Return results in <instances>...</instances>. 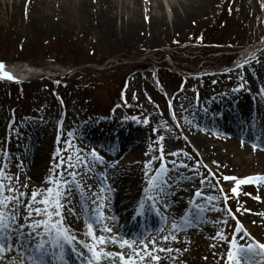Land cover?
Here are the masks:
<instances>
[{
	"label": "rangeland",
	"instance_id": "374dc122",
	"mask_svg": "<svg viewBox=\"0 0 264 264\" xmlns=\"http://www.w3.org/2000/svg\"><path fill=\"white\" fill-rule=\"evenodd\" d=\"M113 1L109 16L98 0H0V60L6 63L0 76V173L6 188L10 183L24 193L17 226L26 224L27 205L32 204L42 215L33 214L27 223L48 219L45 207L53 222L62 217V230L79 224L84 235L91 223L96 236L116 238L117 243L104 248L123 253L125 260L131 257L129 264H233L228 259L229 251H235L233 238L237 247L241 242L264 244V171L256 159L264 146L238 132L245 125L252 132L258 127L257 134L264 132V0ZM205 32L214 43L231 42L234 47L225 46L235 49L231 54L236 62L197 72L196 67L213 66L211 59L195 57L202 55L201 48H193V58L185 65L189 70L177 69L169 58L158 61V53L183 50ZM143 55L147 69L136 66ZM245 61L249 63L238 67ZM4 72L15 74L14 80ZM17 72L28 80L18 81ZM230 91L232 102L210 99ZM234 118H244L235 133L210 125L218 120L225 127ZM44 142L49 146L42 156ZM213 148L226 150L229 158L214 157ZM93 150L103 162L92 156ZM85 159L112 168L97 169L114 175L111 189L91 188L89 168H83L60 198L64 207L57 216L55 194L58 189L64 192L63 182ZM161 164L165 169L157 175ZM125 183L130 189L139 184L135 194L140 192V204L162 197L176 201L179 217L186 213V204L194 205L204 214L199 216L203 229H188L193 238L178 234L166 241L165 234L146 243L122 236L115 210L124 217L129 211L120 202L128 193ZM45 199L52 204H41ZM81 200L99 213L90 214ZM105 226L112 232L103 231ZM204 230L210 232L205 246L199 243ZM124 240L132 247L121 248ZM18 251L20 257L11 251L7 260L17 257V264H28L22 249ZM155 256L159 260L152 259ZM259 257L264 264V256ZM102 264L122 262L105 258Z\"/></svg>",
	"mask_w": 264,
	"mask_h": 264
},
{
	"label": "snow or ice",
	"instance_id": "6c2138e0",
	"mask_svg": "<svg viewBox=\"0 0 264 264\" xmlns=\"http://www.w3.org/2000/svg\"><path fill=\"white\" fill-rule=\"evenodd\" d=\"M252 59H255V57L253 56ZM247 63H249V61H245L244 64H240L238 67H244ZM3 68L4 64L0 63V70H3ZM3 76L7 77L8 79H13V77L8 72H4ZM241 79H243V77H241ZM243 86V84L240 85L241 88ZM145 123H147V121H145ZM161 139H163V137H161ZM171 155H177V153H171ZM92 156L95 157L99 162H103L102 158L98 157L95 150H93ZM162 158L163 157L161 156V159ZM84 164L85 166L88 165V161L86 159ZM184 166L186 167V165ZM69 167H71V165H69ZM164 169L165 165L161 164V168L157 171V175H159V172L164 171ZM69 175L74 178L76 173H69ZM155 179L156 177L154 176L153 180ZM225 179L228 180L234 178L225 177ZM2 181L3 174L0 173V264H5L7 256L13 250V248L24 250L25 255L27 256L28 264H46V258L49 256H58L59 261H61L62 264H67L65 257L68 249L66 248V245L70 246L71 252L75 253L77 256L84 257L86 253L90 254L85 264H102V261L105 258L115 259L116 257H119V260L122 262V264H129L131 261V257H129L128 260H125L123 253L113 254L111 252H107L104 247H98V245L104 246L109 242L115 244L117 241L114 236L111 237L110 241L106 240L104 235L97 237L93 232L91 223L87 224L88 233L86 235H89L92 241L95 243L89 245L87 243L77 241L74 236L68 234V229H61V225L63 223L62 217L58 223L51 220L52 214L48 211L47 207H45L43 210V214L47 216L48 219L34 220L31 223H27V221L31 220L33 214L36 216L42 215V210L40 208H36L33 207L32 204H28L27 208L29 211L27 216L24 218L26 224L17 226V221L20 219L18 213L22 207L20 197L23 196L24 193H20L19 196L15 195L16 189L11 187L10 183L6 188ZM71 182L72 181H64V192L61 193L58 189L55 194L56 200L55 204L53 205V212L57 216H61L60 209L64 207V205L59 202L60 198L67 193L68 184ZM245 182L248 181H241L240 183ZM235 191L236 189H233V192ZM5 192L12 193V195H6ZM197 195H199V193H197ZM35 197L36 193H33V200H35ZM225 199H227V197H225ZM40 203L49 205L52 204V201L45 199L40 201ZM101 207L103 206L101 205ZM100 215L103 216V213L101 212ZM25 227L30 229V231L25 232ZM176 227V223L173 222L172 228L175 229ZM103 231L110 233L112 232V229L105 226ZM14 233H18V239L20 237L23 238L21 243H12V236ZM164 239L167 240V237H164ZM172 239H175V236H173ZM141 243H143V241H141ZM151 243L153 246H155V240L151 241ZM78 244H82L84 251L77 250ZM231 244L235 251H229L228 259L229 261H232L233 264H241L242 261H244L245 264H251L252 258L254 256H264V251H257V247L261 250H264V244H259L256 246L250 243L246 247H237L235 238H233ZM125 246L131 248L132 244H130L127 240H124L122 243H120V247L124 248ZM147 247L148 245L144 244V248L147 249ZM159 250L168 252L172 251V249ZM146 256H151V253L146 252ZM152 259L159 260V257L155 256L152 257ZM7 264H16V260H7Z\"/></svg>",
	"mask_w": 264,
	"mask_h": 264
},
{
	"label": "bare ground",
	"instance_id": "6f19581e",
	"mask_svg": "<svg viewBox=\"0 0 264 264\" xmlns=\"http://www.w3.org/2000/svg\"><path fill=\"white\" fill-rule=\"evenodd\" d=\"M37 1L42 2V0H34V2H37ZM53 1L54 2L55 1H62L63 2L64 0H53ZM98 1H99V3H102L104 5V7H105V10H103L104 14H107V15L110 16V14L113 13V10L112 9L115 6L114 1L113 0H98ZM137 2H140V0H137ZM137 2L134 1L135 4H134V6L132 8L133 11L136 10V3ZM129 7H126V8L129 9ZM134 14H137V13L135 12ZM142 27L148 28V26L146 24H144ZM135 28H137V27H134V29ZM138 28H140V27L138 26ZM138 28L135 29V30H138ZM224 97H225L224 95L220 94L218 96H215V95L214 96H211L210 99L211 100L214 99V100H221L222 101V100H224ZM197 116L200 117L201 114L198 113ZM243 121H244V118H242V119L234 118V120L231 121V125H229V127H226V126L224 127L223 124H218V123H216L214 121L211 122L210 125H213V126H216V127H220V128H222V130H224L226 132L235 133L236 132V128H240V125L242 124ZM249 136L252 137L254 135H249ZM33 141H35V140H33ZM35 142H37V141H35ZM44 143L47 145V147L46 146H42L41 147V150H43V151H40L39 154L42 155V156H45L46 155L47 152L44 151V150H46V149L48 150V146H49V143L48 142H44ZM259 143L262 146H264V132H263V136L262 137H259ZM213 154H214V157H219L221 159L229 158L226 150H221V149L213 148L212 155ZM256 159H257V163L259 164V168L264 171V153H257ZM36 168H38V166H36V167L33 166V169H36ZM133 176L136 177V178H138L137 174H133ZM122 182L124 183V181H122ZM123 186H124L123 187L124 192L127 191L128 193L123 196V198L121 199L122 201H120V202H123L124 205L126 204V207L127 208H131V207L136 206L137 203H138V195L140 194V192L138 193V195H136L135 192L139 190V184L136 183L135 185H133V189H130L129 186L126 183ZM118 205H119V202L117 203V206ZM177 207H179V205ZM173 210H174L173 207H168L167 208V215H168V213L173 212ZM193 213H198V211L196 210ZM149 217H150L151 220H153V217L151 215ZM76 220H78V219H76ZM133 220L131 219L130 221H128V223L131 224V225L134 224V225L139 226V227H142V228H147L146 223L145 224H140V222H138V221L135 223V221H133ZM262 221L264 222V219H262ZM73 231L75 232L76 230H73ZM200 235L201 236L199 237V243L200 244H203L205 246L206 240L210 237V232L204 230V231H201L200 232ZM256 257L257 258H255L253 260L254 261V264H261V262H260L261 257H259V256H256ZM46 259H48V257ZM46 262H47V260H46Z\"/></svg>",
	"mask_w": 264,
	"mask_h": 264
},
{
	"label": "trees",
	"instance_id": "16d2710c",
	"mask_svg": "<svg viewBox=\"0 0 264 264\" xmlns=\"http://www.w3.org/2000/svg\"><path fill=\"white\" fill-rule=\"evenodd\" d=\"M170 55L174 58L177 59L178 57L176 56V54H174L173 52H170Z\"/></svg>",
	"mask_w": 264,
	"mask_h": 264
}]
</instances>
